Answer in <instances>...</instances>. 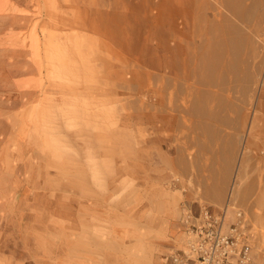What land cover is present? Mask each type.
Returning <instances> with one entry per match:
<instances>
[{
    "label": "rangeland",
    "instance_id": "obj_1",
    "mask_svg": "<svg viewBox=\"0 0 264 264\" xmlns=\"http://www.w3.org/2000/svg\"><path fill=\"white\" fill-rule=\"evenodd\" d=\"M263 36L264 0H0V264H161L181 195L156 152L188 141L203 201L235 125L264 264Z\"/></svg>",
    "mask_w": 264,
    "mask_h": 264
},
{
    "label": "crops",
    "instance_id": "obj_2",
    "mask_svg": "<svg viewBox=\"0 0 264 264\" xmlns=\"http://www.w3.org/2000/svg\"><path fill=\"white\" fill-rule=\"evenodd\" d=\"M263 109L261 114L254 112L252 115V122L256 120L261 122L264 127V95L261 100ZM260 132L258 130L255 134L253 131L248 132L245 136L244 149L250 151L249 158L252 160L251 163L257 165L261 164L264 166V128ZM241 127L240 125L234 126L230 133L221 129V140H216L215 137L209 140V144L215 146L218 145V150H213V164L214 171L216 173V165L221 162V180L217 179L204 185L203 196L201 201L198 192L193 190L190 186L189 177L191 175V165L189 157L187 155V140H183L179 146H174L173 142L170 143L169 150H164L162 146L159 147V152H156L157 158H160V165L165 176L169 179V184L174 185V189L180 192V217L182 220L184 214L188 213L191 216L190 222L193 225H197L201 222L200 209L202 206H206L211 213L219 215L223 218L222 232H226L228 228L233 224L236 212H242L245 202L253 197L255 192L254 188L257 186L256 183H250L241 188V183H238L240 172V166L238 162L243 159V146L241 145ZM161 142V141H160ZM217 143V144H216ZM162 144V143H161ZM241 178V177H240ZM245 180V179H244ZM243 180V181H244ZM175 182V183H173ZM238 183V184H237ZM256 184V186H255ZM218 191V195L210 197V192ZM182 211L184 213H182ZM182 213V216H181ZM244 213V212H243ZM244 216H246L244 214ZM174 224L175 227L171 229L167 242L160 244V252L162 258H160L161 264H172L170 260H166L174 251H179L185 248L187 235L185 232V225L181 218ZM246 218V217H245ZM185 220V218H184ZM250 222L247 220V226L249 227ZM184 226V227H183ZM182 231V233H181ZM180 232V233H179ZM250 242V240H249ZM251 245L250 261L249 264H260L258 254L255 246ZM234 264V263H233Z\"/></svg>",
    "mask_w": 264,
    "mask_h": 264
},
{
    "label": "built area",
    "instance_id": "obj_3",
    "mask_svg": "<svg viewBox=\"0 0 264 264\" xmlns=\"http://www.w3.org/2000/svg\"><path fill=\"white\" fill-rule=\"evenodd\" d=\"M200 217L201 222L193 225L189 212L185 214L186 246L166 260L172 264H249L250 234L242 212H236L233 224L225 233L222 232L223 218L206 206L201 207Z\"/></svg>",
    "mask_w": 264,
    "mask_h": 264
},
{
    "label": "bare ground",
    "instance_id": "obj_4",
    "mask_svg": "<svg viewBox=\"0 0 264 264\" xmlns=\"http://www.w3.org/2000/svg\"><path fill=\"white\" fill-rule=\"evenodd\" d=\"M169 99H171V97H169ZM170 103V102H169ZM4 104H6V103H4ZM19 104V103H18ZM1 106V105H0ZM210 109V108H209ZM83 115V114H82ZM81 116V115H80ZM211 194V196L210 197H215V196H217L218 195V191H214V192H210Z\"/></svg>",
    "mask_w": 264,
    "mask_h": 264
}]
</instances>
